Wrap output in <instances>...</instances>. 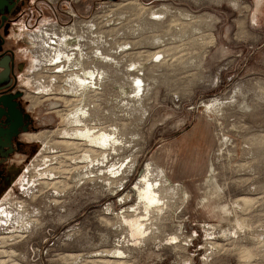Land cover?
Instances as JSON below:
<instances>
[{"label":"rangeland","instance_id":"rangeland-1","mask_svg":"<svg viewBox=\"0 0 264 264\" xmlns=\"http://www.w3.org/2000/svg\"><path fill=\"white\" fill-rule=\"evenodd\" d=\"M19 1L0 55L14 60L28 132L68 125L66 76L52 82L55 65L32 60L75 26L84 60L104 67L87 124L120 141L95 169L84 140L16 138L0 158V206L11 212L0 219V264H264V0ZM147 163L174 187L158 213L134 191ZM56 180L59 190L45 183Z\"/></svg>","mask_w":264,"mask_h":264},{"label":"bare ground","instance_id":"bare-ground-1","mask_svg":"<svg viewBox=\"0 0 264 264\" xmlns=\"http://www.w3.org/2000/svg\"><path fill=\"white\" fill-rule=\"evenodd\" d=\"M156 12L157 11H154L153 13L155 14ZM155 15L157 16L158 14H155ZM62 32H61V38L60 39L57 38L56 40H53V41H50L47 39L46 43H45V41H43V44L46 45V47L42 46L40 48V50H38V52L35 51L37 54L34 55L32 63L34 64V66H40L41 64H45L44 67L47 70L50 68L49 66L55 65V67H54V73L55 74L53 75L51 81L55 82L56 78L60 77L61 75L66 76V78H65L66 86H64L63 90L66 91V94H70L72 97H75L74 102H76V103L72 104L73 105L72 109H70L69 113H67L66 116L64 117L65 120L68 122V125H66V127L61 129L60 131H56V130L51 131L50 130V131L45 132V133H41V134L39 133V134L33 136L32 139H34L36 141H42V143L45 146H49L52 142H56L53 139V137H54L53 135H55V134H60L64 138V140H62L61 142L65 143L69 146L70 145H79L78 141L84 140L85 143H87V149L85 151L83 150L84 153L81 156L84 159H87L89 161L88 163H90V165H91V163L94 165L96 163V162L94 163V161H97V164H99V163L101 164L104 161L105 154H106L105 152L109 151V150L105 151L107 146L112 145L113 147L112 146L111 147L116 150L117 149L116 144L118 143V141H120V139H118L119 136L116 135V131H109V129H108V132H107L104 129V126H102V125H100L98 127H92V126H89V124H87V118L86 117H88L89 114L91 115V108H89V106L91 104L89 103L90 102L89 98L91 96V92L95 93V87L97 86V84H99L98 88L101 87L100 81L103 79H100V77L101 78L105 77V76H102L104 74V69H103L104 67L102 66L101 69H99L96 66L88 65V62L84 60L83 55L81 54V50H80L81 41L78 40L79 39L78 38L79 33H76V27L75 26L63 28ZM32 37H34V35H32ZM38 37L40 38V37H42V35L40 34ZM50 53H52L51 56L49 55ZM30 79H32V77H30ZM33 80H34V84L38 83V89L40 88L41 90L46 91L47 89H49V88L52 89V87H53V86L47 85L44 82H42V79H40V80L33 79ZM135 80H137L138 82L141 81V79H139V78H137ZM67 92H69V93H67ZM87 97H88V102L84 103V100ZM65 100L67 102H69L67 97H65ZM215 100L216 99L212 100V102L210 103L211 107H212V105H214ZM86 101H87V99H86ZM210 106H209V104H207V107H210ZM72 125L73 126L76 125V126H74L72 128ZM109 148H110V146H109ZM109 148H107V149H109ZM111 150H110V154H111ZM118 150H120V149L118 148ZM114 153H115V151H114ZM80 158L78 157L77 159L79 160ZM105 160H106V158H105ZM80 162H82V161H80ZM88 165L89 164L86 165V168ZM95 165H94V167H95ZM101 166L98 167V170L96 172V173H98V174H96L97 177L103 175V173H104V170H103L104 168H101ZM52 167H50V168H52ZM96 167H95V169H96ZM50 168L44 169L41 172V174H45L44 176L48 175V179H53L52 175H54V171H53V169H50ZM109 170L112 173H115L114 177H117L116 176V172H118L117 169L114 170L111 167ZM91 173H93V171H91ZM87 174L90 175L89 173H87ZM152 174H153V168L151 167L150 163H147L145 168H144V171L142 173V176L140 177L139 181L136 182L135 187H134L135 188L134 191H136V193L138 194L137 197H139V199H140V205L141 204L143 205L142 207H144V210L147 212V214H148V212H151V210H152L151 213H153V212L158 213L159 210H160V212L162 210H164L163 209V207H164L163 205L165 204L164 196L171 189L174 188V187L170 186L171 182L169 181V179L166 177V175L164 174V172L162 170H160V172H159V179H152L151 178ZM84 175H86V174L84 173ZM40 177H42V176H40ZM61 182H62V180L61 181L56 180L54 183H50L49 181H45L46 184H51V185L53 184L55 186V188L59 187L58 185L63 186L64 184L62 185ZM121 185H122V182H121ZM57 190H59V189L57 188ZM119 191H121V190H119ZM186 195L187 194L185 193V196ZM244 200H245V202H244L245 205H249L251 202L248 199H244ZM15 207L18 208V206H15ZM138 207L139 206H137L136 209H138ZM131 210H133V209H131ZM153 210H157V211H153ZM10 213L11 212L7 209V206H4V205L0 206V219L1 220L4 216L7 217ZM121 214L123 215V212ZM141 215H143V214H141ZM21 216L23 218L22 214H21ZM148 216H150V215H148ZM10 217L11 216H9V218ZM123 218H125V215L123 216ZM125 219L130 224V227L132 229V233L141 234V235H144L142 233H146L145 232V221H143L141 217L134 215V217L125 218ZM151 219H153V218H150V220ZM145 220L147 221V219H145ZM148 224H150V223H148ZM148 224L146 223V225H148ZM146 229H148V228H146ZM3 240H5V239H3Z\"/></svg>","mask_w":264,"mask_h":264},{"label":"flooded vegetation","instance_id":"flooded-vegetation-1","mask_svg":"<svg viewBox=\"0 0 264 264\" xmlns=\"http://www.w3.org/2000/svg\"><path fill=\"white\" fill-rule=\"evenodd\" d=\"M15 4L14 3H10L12 4L11 6L6 5L3 10L0 11V45L3 47L5 45V38L2 35V31L5 30V27H7L10 23L11 20V14L13 13V11L16 9L18 2H20L19 0H15ZM16 38L20 39L19 34L15 33ZM32 35H36L35 33H32L30 35H28L31 39H35V40H39L36 36L32 37ZM29 45H32V42L27 41ZM3 57H6L3 56ZM13 67H14V63L12 61L11 63V69L9 71V74L6 76L5 79L0 80V97H7V98H11L12 101L16 102L15 105V110L17 111V114L19 116H21V123L19 124L17 131L13 134L12 139H11V144L12 147H0V158L10 154L11 152L14 151V141L16 140V138L21 135V134H25L28 137L29 140H34L32 139L33 136L37 135L40 133L39 132H28L30 127H31V117L29 115V113L27 112L26 108L23 106L21 99H23L24 94L22 91H13L12 86H13ZM20 76V75H19ZM21 82V81H20ZM22 84V83H21ZM13 95H17L16 97H12ZM11 121V120H10ZM0 124L3 127H8L9 126V121L7 120V116L3 115L2 118L0 119ZM36 141V140H34Z\"/></svg>","mask_w":264,"mask_h":264},{"label":"water","instance_id":"water-1","mask_svg":"<svg viewBox=\"0 0 264 264\" xmlns=\"http://www.w3.org/2000/svg\"><path fill=\"white\" fill-rule=\"evenodd\" d=\"M11 2L15 4L16 1L0 0V11L3 10L6 5L11 6ZM1 48L2 46L0 45V49ZM12 61L14 63L13 58L9 56L3 57L0 55V80L5 79L9 74ZM16 96L17 95H13L12 97ZM15 105L16 102L12 101L11 98H7L5 96L0 97V119L3 115H5L7 116V120L9 121V126L6 128L0 124V147H12V136L17 131V128L21 123V116L17 114Z\"/></svg>","mask_w":264,"mask_h":264}]
</instances>
